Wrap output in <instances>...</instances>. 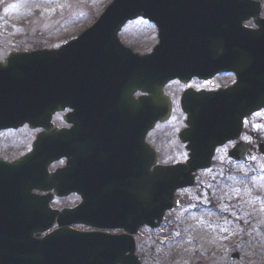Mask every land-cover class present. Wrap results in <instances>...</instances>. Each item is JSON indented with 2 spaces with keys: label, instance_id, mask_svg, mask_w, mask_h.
<instances>
[{
  "label": "flooded vegetation",
  "instance_id": "af4514ba",
  "mask_svg": "<svg viewBox=\"0 0 264 264\" xmlns=\"http://www.w3.org/2000/svg\"><path fill=\"white\" fill-rule=\"evenodd\" d=\"M256 1H260V12H203L202 17L192 20L195 24L201 22L203 30L199 32L203 33L205 39L188 42L185 49L188 56L186 62L189 64L186 70L191 77L182 81L175 79L163 87V94L170 103V118L165 123H156L146 134L143 105L146 95L142 85L138 86V75L136 87L127 81V59L151 53L159 43L157 27L148 20L138 18L122 26L113 41L105 42L106 49L91 50L93 61L106 59L110 62L106 69L109 81L107 84L91 81V104L87 107L64 105L52 117L53 128L61 136L58 138L57 161L50 166L49 171H57L63 176L57 185L61 196L54 198L51 205L57 201L55 209L59 212L76 209L82 202L79 192L88 191L93 220L105 224L106 228L96 229L83 225L81 222L87 218L77 215L67 218V221L72 222L67 225L70 230L93 232L101 237L117 238L124 242L132 238L134 255L140 262L144 242H152L150 251H158L160 254L157 257L162 259L161 250L169 247L176 240L177 234L172 231L173 228L167 233H155L165 224L178 225L186 219L188 206L193 203L190 195L197 188L198 177L212 170L220 158L228 165L225 172L255 159L257 146L262 143L256 133L257 116L264 114V109L258 113H249L251 105L255 104L257 87L264 88V33L260 31V25L264 26V9L262 0ZM224 13L229 16L220 17ZM138 21L155 34L154 41L146 50L143 33L130 30L133 23ZM133 32L135 34L130 35ZM77 36H69L49 49H59ZM192 47H200V50H192ZM194 54L196 56H192ZM195 63L200 66L193 67ZM137 68L132 66L130 70L137 71ZM191 72L199 75L192 76ZM123 73L125 80L118 83L115 79H122ZM184 93H188L190 104L195 102L191 100L192 96L202 95L200 109L204 112L203 117L207 123L217 125L218 133L225 141L214 149L210 169L195 173L194 187L174 194L173 209L165 213L160 228L153 232L140 228L135 235H131L117 226L127 218L124 198L136 210L140 203L143 204L145 167L152 172L158 165L185 163L191 156L208 149L207 146L196 144L197 138L192 135L188 134L185 142L179 136L182 130H188L187 122L191 118L181 104ZM192 107L187 106L185 110ZM21 130L33 133L32 139H18L15 142L17 154L10 158L0 157L3 161L13 162L27 155L36 135L42 131H31L28 127ZM169 131L171 135L165 136ZM16 132L9 131L6 134ZM233 151L238 156H231ZM139 188L141 192L136 195L137 200H134L132 191ZM70 190L73 192L67 195ZM200 191L197 190L194 195L199 199ZM32 193L43 195L37 190H32ZM134 213L131 210V218ZM145 230L149 233H143ZM122 246L123 242L116 243L114 249L123 252ZM234 259L241 261L240 256Z\"/></svg>",
  "mask_w": 264,
  "mask_h": 264
},
{
  "label": "water",
  "instance_id": "95a60500",
  "mask_svg": "<svg viewBox=\"0 0 264 264\" xmlns=\"http://www.w3.org/2000/svg\"><path fill=\"white\" fill-rule=\"evenodd\" d=\"M203 12H259V4L250 0H114L92 28L58 51L12 54L0 63V131L15 130L25 124L32 129L45 130L36 137L30 154L13 163L0 161V264H139L132 255L130 240L122 246L123 252L130 255L123 257L119 249L109 246L121 243L119 239L66 229L67 216L88 210V191L80 192L83 203L77 210L59 213L49 208L53 195L61 196L57 185L63 176L47 171L57 160L61 136L56 130L51 131V116L64 105L87 107L91 104V81L107 84L109 72L106 69L110 65L106 59L92 61L91 50L106 49L105 42L113 41L121 26L142 17L158 27L159 45L150 55L127 59V81L136 83L138 75L139 87L142 85L144 93L148 94L143 100L145 133L155 122L166 121L170 103L162 88L173 79L191 77L186 70L189 64L185 49L188 42L205 39L199 32L203 30L201 22H192L202 17ZM227 16L224 13L220 17ZM260 31L264 33L263 25H260ZM191 49L199 51L200 47ZM132 66H137V71L130 70ZM196 66L200 64L195 63L193 67ZM124 75L115 80L121 83L125 80ZM191 75L199 74L191 72ZM188 96V93L183 95L181 104L184 112L191 115L189 129L180 137L186 141L185 137L192 135L198 138L196 144L208 149L191 156L184 165L160 166L153 172H148L145 167L143 204L140 203L135 220H129L127 216L128 222L119 226L129 233H135L142 226L157 228L164 213L172 208L174 192L192 187L193 174L209 168L214 149L225 141L218 133L217 125L205 121L200 109L202 95L192 96L191 100L196 103L191 104ZM191 105L190 110H185ZM263 107L264 95L257 93L249 113ZM260 151L264 158L263 145ZM231 156H237V153L232 152ZM32 189L49 194L38 197L31 194ZM71 192L73 190L67 194ZM132 192L136 200V190ZM123 200L129 213L131 203ZM62 218L64 223H61ZM54 224L60 229L41 239L34 237L49 231Z\"/></svg>",
  "mask_w": 264,
  "mask_h": 264
},
{
  "label": "rangeland",
  "instance_id": "374dc122",
  "mask_svg": "<svg viewBox=\"0 0 264 264\" xmlns=\"http://www.w3.org/2000/svg\"><path fill=\"white\" fill-rule=\"evenodd\" d=\"M111 1L0 0V59L11 52L54 47L92 24ZM130 30L143 33L144 50L154 41V32L140 21ZM256 133L264 143V114L257 116ZM170 135L171 131L165 134ZM32 137L26 130L0 135V157H13L18 152L15 142ZM215 164L198 177L186 219L154 232L158 235L173 228L177 234L161 250L163 258L157 257L158 251H150L152 242L145 241L142 264H264V159L257 150L255 159L228 172L221 158ZM199 189L200 199L194 196ZM53 204L58 206L57 201ZM234 254L240 256V262L231 259Z\"/></svg>",
  "mask_w": 264,
  "mask_h": 264
},
{
  "label": "bare ground",
  "instance_id": "6f19581e",
  "mask_svg": "<svg viewBox=\"0 0 264 264\" xmlns=\"http://www.w3.org/2000/svg\"><path fill=\"white\" fill-rule=\"evenodd\" d=\"M253 232H255V229L253 230ZM255 237L257 238V235H255Z\"/></svg>",
  "mask_w": 264,
  "mask_h": 264
}]
</instances>
